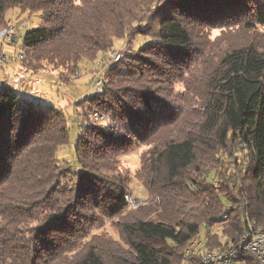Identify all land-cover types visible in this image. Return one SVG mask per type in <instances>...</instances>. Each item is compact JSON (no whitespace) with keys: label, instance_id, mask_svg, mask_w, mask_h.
<instances>
[{"label":"trees","instance_id":"trees-1","mask_svg":"<svg viewBox=\"0 0 264 264\" xmlns=\"http://www.w3.org/2000/svg\"><path fill=\"white\" fill-rule=\"evenodd\" d=\"M15 7L43 16L20 37L34 70L70 73L114 39H149L104 67L101 94L77 101L86 126L74 172L56 159L69 140L63 111L0 89V264H200L184 258L200 226L211 250L247 220L264 224V0H0V26ZM186 72L202 83L197 123L174 97ZM93 112L106 121L93 124ZM235 143L242 176L216 186L206 153ZM140 144L149 201L130 210L118 157ZM106 220L116 239L95 232Z\"/></svg>","mask_w":264,"mask_h":264},{"label":"rangeland","instance_id":"rangeland-1","mask_svg":"<svg viewBox=\"0 0 264 264\" xmlns=\"http://www.w3.org/2000/svg\"><path fill=\"white\" fill-rule=\"evenodd\" d=\"M42 17L41 12H35L28 16L26 13H20L16 7L8 9L4 14L6 22H12L19 26L21 37L26 31L37 28L42 21ZM2 27L0 26V28ZM259 30L264 32V27L259 28ZM219 33H221L219 29L211 30L209 31V37L213 39ZM147 39L149 38L135 35L128 45L125 38L114 39L112 50L113 52L134 53ZM21 43L22 40L19 39L17 43L6 45L2 48L3 53L8 57L0 65V89L8 87L19 92L21 97L40 99L41 103L63 111L68 127L69 140L67 144L58 147L56 159L62 165H69L72 172H74V170L79 169L75 155V143L86 126L83 121L85 117L84 115L82 116L81 111L76 107V103L84 97L95 93L94 83L100 78L104 67L109 62H112L109 57L112 52L109 54H98L93 63L83 59L79 62L78 67L74 68L70 73L60 72L61 74L58 75L50 71V68L34 70L24 65L19 59L14 58L21 51ZM199 75L186 72L184 80L174 84V97L182 105L183 114L189 115L191 122L195 121L196 123L202 115L197 102L198 94L202 92V83L199 80ZM24 91L25 93H23ZM102 121L105 122L106 118H103ZM148 147L147 144H140L118 157L119 170L127 178L129 197L140 202L137 207H128L130 210L144 206L149 201V190L137 176L142 155ZM206 157L209 159L207 160L208 168L206 169L212 168V173L216 174L212 180L214 185L218 186L221 182L227 184L229 176H242L240 168L244 167L242 164L245 163L246 154L241 149V146L236 143L230 144L225 151L215 149L209 152L208 155L206 153ZM112 222V220H106L95 232L97 234L106 233L116 239L118 235ZM211 230L217 234L220 241H224L225 238L219 223L214 224ZM204 232V227L200 226L198 237L201 240L204 239Z\"/></svg>","mask_w":264,"mask_h":264},{"label":"built area","instance_id":"built-area-1","mask_svg":"<svg viewBox=\"0 0 264 264\" xmlns=\"http://www.w3.org/2000/svg\"><path fill=\"white\" fill-rule=\"evenodd\" d=\"M18 27V25L8 22L5 27L0 29V65L8 57L3 53L2 48L17 43L21 37ZM109 57L112 61H118L121 58V53L114 51ZM16 58L22 60L23 53L20 52ZM94 90L99 94L103 92L101 79L94 83ZM103 118L97 112H93L90 116L93 124L99 123ZM126 200L129 207H137L140 204V202L130 198L129 195L126 196ZM198 236L193 237L187 244L184 250L185 259L198 255L200 264H238L242 257L251 256L259 264H264V224H256L247 220L246 230L239 238L220 249H205L204 242Z\"/></svg>","mask_w":264,"mask_h":264},{"label":"crops","instance_id":"crops-1","mask_svg":"<svg viewBox=\"0 0 264 264\" xmlns=\"http://www.w3.org/2000/svg\"><path fill=\"white\" fill-rule=\"evenodd\" d=\"M21 93H22V91H21ZM23 93H25V91ZM204 239H205V237H204ZM204 239L202 241H204Z\"/></svg>","mask_w":264,"mask_h":264}]
</instances>
